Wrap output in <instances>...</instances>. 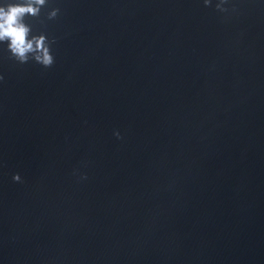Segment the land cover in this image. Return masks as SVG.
Masks as SVG:
<instances>
[{
    "label": "water",
    "instance_id": "obj_1",
    "mask_svg": "<svg viewBox=\"0 0 264 264\" xmlns=\"http://www.w3.org/2000/svg\"><path fill=\"white\" fill-rule=\"evenodd\" d=\"M217 3L48 0L51 68L0 44V264H264V0Z\"/></svg>",
    "mask_w": 264,
    "mask_h": 264
},
{
    "label": "clouds",
    "instance_id": "obj_2",
    "mask_svg": "<svg viewBox=\"0 0 264 264\" xmlns=\"http://www.w3.org/2000/svg\"><path fill=\"white\" fill-rule=\"evenodd\" d=\"M48 3V0H18V2H5L0 5V44H7L9 59L19 64H26L30 60L41 65L43 68H51L54 64V57L51 54V45L55 40H49L44 34L33 35L32 26L26 22L28 17L38 18L41 9ZM228 0H218L216 9L220 12L228 11L223 5ZM206 7L211 5V0H204ZM59 9H53L48 13L47 18L53 20L57 17ZM3 76H0V81ZM119 138V134L117 133ZM86 178V177H82ZM13 181L22 183L21 176L16 174Z\"/></svg>",
    "mask_w": 264,
    "mask_h": 264
}]
</instances>
